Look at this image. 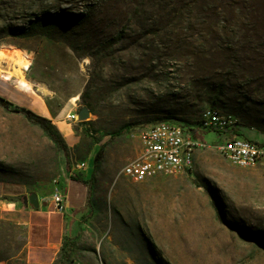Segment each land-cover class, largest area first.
<instances>
[{
	"label": "rangeland",
	"instance_id": "1",
	"mask_svg": "<svg viewBox=\"0 0 264 264\" xmlns=\"http://www.w3.org/2000/svg\"><path fill=\"white\" fill-rule=\"evenodd\" d=\"M244 1L0 0V49L29 61L28 80L47 91L0 76V262L28 264L27 227L2 205L48 201L72 173L89 183L90 209L64 264H264V170L208 148L189 175L122 174L139 150L133 132L154 118L194 128L217 108L238 119L240 139L264 142V0L257 13Z\"/></svg>",
	"mask_w": 264,
	"mask_h": 264
},
{
	"label": "built area",
	"instance_id": "2",
	"mask_svg": "<svg viewBox=\"0 0 264 264\" xmlns=\"http://www.w3.org/2000/svg\"><path fill=\"white\" fill-rule=\"evenodd\" d=\"M204 120L194 128L177 121L159 122L133 132L139 141V150L135 158L122 169V174L135 183L164 176L177 177L192 173L197 153L194 145H208L236 167L264 170V142L257 139H240L236 135L239 123L234 118L223 117L219 109L205 110ZM67 118L78 120L77 114ZM194 129V131L192 130ZM212 130L219 134L220 140L207 144L200 138V130ZM51 199L56 209L64 210L66 193L62 185L55 182Z\"/></svg>",
	"mask_w": 264,
	"mask_h": 264
},
{
	"label": "crops",
	"instance_id": "3",
	"mask_svg": "<svg viewBox=\"0 0 264 264\" xmlns=\"http://www.w3.org/2000/svg\"><path fill=\"white\" fill-rule=\"evenodd\" d=\"M70 176L64 181L63 211L56 209L51 198L45 201L40 197L38 209L31 205L19 206L17 201H9L1 207L2 215L12 216L5 220L27 227L28 264H56L60 261L65 240L74 236L78 229V222L85 213L88 186Z\"/></svg>",
	"mask_w": 264,
	"mask_h": 264
},
{
	"label": "trees",
	"instance_id": "4",
	"mask_svg": "<svg viewBox=\"0 0 264 264\" xmlns=\"http://www.w3.org/2000/svg\"><path fill=\"white\" fill-rule=\"evenodd\" d=\"M206 1H210V2H215L216 0H191V2L195 5L199 4V8L203 10V5ZM190 2V4H191ZM231 2V1H230ZM252 2V7L255 9L254 11L257 13L259 12V7H262V4H261V0H251ZM245 3L244 0H237V2H235V4L241 8L242 4ZM71 18V16H75V17H78L77 15H67ZM66 16V17H67ZM85 93H83L81 96L83 97ZM0 104L7 108L8 107V102L7 100L5 99H2L0 98ZM165 120H168V121H174V120H171L169 118H154L152 120H149L147 123H150L149 125L151 124H156V123H159L161 121H165ZM36 122L42 126V128L44 130H46L48 132V134L51 136V138L54 140V141H57L59 142L60 141V135L57 133V131H55V128L52 124H50V122L48 120H46L45 118H37ZM239 123V122H238ZM199 125V124H198ZM148 126V125H147ZM191 128V127H190ZM194 131V129H192ZM125 133V129L123 130H119L117 131L116 133L112 134L111 135V138L112 139H115L121 135H123ZM236 135L237 136H243L239 130L236 131ZM104 147L105 145H101L100 148L98 149V151L96 152L95 154V157H94V161L95 163H97L101 157L103 156V150H104ZM73 180H76V181H81L83 183H86L87 185H89V183L87 181H84V180H81L78 178V176H76L75 174H72L71 173V176H70ZM89 190H88V196H87V202H86V208H85V212L90 209V203H89ZM84 215V214H83ZM88 217V216H87ZM240 237L244 240H249V241H254V242H258L257 240V236L255 234H248V235H245V233H243L240 229L237 230ZM71 249H72V238L70 236L67 237V239L65 240L63 246H62V249H61V257H60V264H64L66 262V259H67V256L70 254L71 252Z\"/></svg>",
	"mask_w": 264,
	"mask_h": 264
},
{
	"label": "bare ground",
	"instance_id": "5",
	"mask_svg": "<svg viewBox=\"0 0 264 264\" xmlns=\"http://www.w3.org/2000/svg\"><path fill=\"white\" fill-rule=\"evenodd\" d=\"M4 64H6V66H4ZM30 66L31 65L29 61H27L25 58H23L13 50L6 48L0 49V76H3V72H5L7 75L19 80L29 89L31 90L35 89L37 92H40L43 95H47V91L43 86L32 83L28 80V72L30 70ZM219 113L222 114L223 117L234 118L238 122V119L231 115L224 114L220 110ZM200 120H204V113H202ZM167 121L168 120L161 122H167ZM208 148H209L208 145H194L193 153H197L200 150H204ZM221 155L226 158V154H221Z\"/></svg>",
	"mask_w": 264,
	"mask_h": 264
},
{
	"label": "water",
	"instance_id": "6",
	"mask_svg": "<svg viewBox=\"0 0 264 264\" xmlns=\"http://www.w3.org/2000/svg\"><path fill=\"white\" fill-rule=\"evenodd\" d=\"M80 119H86L89 116V111L87 109H83L79 113ZM23 205L25 207L33 206L34 208H39V196L36 193H32L29 196H24Z\"/></svg>",
	"mask_w": 264,
	"mask_h": 264
}]
</instances>
